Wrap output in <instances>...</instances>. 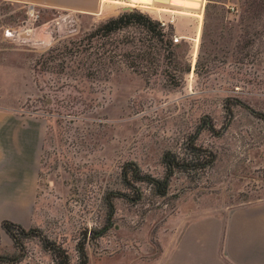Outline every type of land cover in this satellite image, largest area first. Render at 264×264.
<instances>
[{
  "label": "rangeland",
  "instance_id": "1",
  "mask_svg": "<svg viewBox=\"0 0 264 264\" xmlns=\"http://www.w3.org/2000/svg\"><path fill=\"white\" fill-rule=\"evenodd\" d=\"M181 1L154 0L156 10L152 0L130 10L112 2L99 14L0 0V110L45 130L30 227L60 243L71 264L85 234L86 264H160L187 222L264 199V120L248 109L264 114V0ZM133 10L166 21L171 44L133 26L98 40L107 51L97 68L90 32ZM67 40L79 49L50 52ZM194 133L215 154L212 166L169 173L163 155L185 156ZM128 161L166 180V193L137 181L140 199L113 197L108 221L106 193L134 196L121 180ZM91 229L103 235L93 241ZM24 248L15 264H54L38 237ZM17 253L1 228L0 254Z\"/></svg>",
  "mask_w": 264,
  "mask_h": 264
},
{
  "label": "crops",
  "instance_id": "2",
  "mask_svg": "<svg viewBox=\"0 0 264 264\" xmlns=\"http://www.w3.org/2000/svg\"><path fill=\"white\" fill-rule=\"evenodd\" d=\"M15 1L85 13L101 7L100 0ZM157 1L167 6L168 0ZM181 2L169 5L178 8ZM151 7L158 9L154 0ZM192 10L201 19V8ZM44 135L42 122L0 110V223L10 219L31 226ZM173 240L160 264H264V199L191 220Z\"/></svg>",
  "mask_w": 264,
  "mask_h": 264
},
{
  "label": "trees",
  "instance_id": "3",
  "mask_svg": "<svg viewBox=\"0 0 264 264\" xmlns=\"http://www.w3.org/2000/svg\"><path fill=\"white\" fill-rule=\"evenodd\" d=\"M133 26H140L145 29L147 32H152L157 39L159 40L161 46L167 48L171 44V40L165 39L166 34L163 28L160 26V22L152 20L150 16L145 13H142L138 10L133 11H123L117 16L110 17L105 21L99 23L95 29L90 32L89 43H87V48L94 49L96 54L100 53L97 56V65L99 69L103 68L104 63V53L107 51L106 42H100L98 40H103L112 34L119 33L125 29H128ZM92 38L97 40L95 44L90 43ZM80 44L74 43L71 40L63 41L62 44L50 50L52 52L54 49L58 50V54H66L73 51V49H79ZM99 49L101 51H99ZM82 52V50H79ZM56 59V56L53 57ZM93 62L88 66V71H93ZM67 62L66 66L69 67ZM63 67V65H62ZM89 74V72H87ZM87 75V74H86ZM235 100H226V107H230L229 104ZM250 112L260 119L264 120V114L257 112L253 108L248 107ZM196 134L188 136V139L185 142V151L186 155L177 158L174 154H165L163 155V160L166 162L169 173L172 172L173 168H180L186 172L203 170L206 167L212 166L215 160V154L206 148H202L194 144L196 140ZM121 180L125 187L130 189L133 192L134 196L121 191H110L103 196V201L107 208V220L110 221L114 213V202L113 197H124L130 201H137L141 197L139 188L136 186L135 182L141 181L146 182L149 186H153L154 190L159 195H164L166 193V180L157 179L149 174H142L138 169L137 165L134 162L128 161L125 162L121 167ZM0 227L5 231V233L11 238L13 246L18 251L17 254H0V264H15L20 262L24 258V247L25 240L38 237L42 243L43 248L51 254V258L54 264H71V255L70 253L56 241L49 239L43 235L38 229L33 227H24L21 224L10 220L3 219L0 223ZM101 230H90L91 239L94 241L95 238L99 235L102 236ZM77 242L76 250L78 252V262L77 264H86L88 261V255L86 253V234Z\"/></svg>",
  "mask_w": 264,
  "mask_h": 264
},
{
  "label": "built area",
  "instance_id": "4",
  "mask_svg": "<svg viewBox=\"0 0 264 264\" xmlns=\"http://www.w3.org/2000/svg\"><path fill=\"white\" fill-rule=\"evenodd\" d=\"M108 1H111V2H114L113 4L117 3L116 5L120 6V7H134V6H130V3L132 2V0H108ZM100 4H101V7L98 11L99 14L102 13V7L104 6V4H107V2H103V0H100ZM172 22V21H170ZM160 25L162 27L166 26L167 25V22L166 21H160ZM173 41L174 42H178L179 41V38L178 37H174L173 38Z\"/></svg>",
  "mask_w": 264,
  "mask_h": 264
},
{
  "label": "bare ground",
  "instance_id": "5",
  "mask_svg": "<svg viewBox=\"0 0 264 264\" xmlns=\"http://www.w3.org/2000/svg\"><path fill=\"white\" fill-rule=\"evenodd\" d=\"M201 1H203V0H201ZM103 2H107V3H112L111 1H108V0H103ZM146 2H149V0H132V2L130 3V5H133V4H145ZM114 3V2H113ZM151 3V2H150ZM143 6V5H142ZM201 6H202V2H201ZM201 6H200V8H201ZM139 7V6H138ZM140 7H141V5H140ZM147 7V6H146ZM145 7V8H146ZM188 8V7H187ZM190 9H191V7H189ZM188 8V9H189ZM194 8V7H193ZM192 8V9H193ZM195 9V8H194ZM200 15V14H199ZM201 16V15H200ZM199 16V17H200Z\"/></svg>",
  "mask_w": 264,
  "mask_h": 264
},
{
  "label": "water",
  "instance_id": "6",
  "mask_svg": "<svg viewBox=\"0 0 264 264\" xmlns=\"http://www.w3.org/2000/svg\"><path fill=\"white\" fill-rule=\"evenodd\" d=\"M131 7H124V10H130Z\"/></svg>",
  "mask_w": 264,
  "mask_h": 264
}]
</instances>
